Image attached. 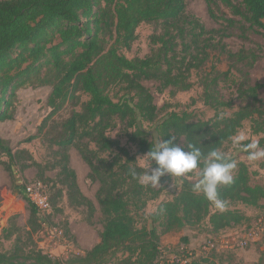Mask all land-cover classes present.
I'll list each match as a JSON object with an SVG mask.
<instances>
[{
    "label": "trees",
    "instance_id": "trees-1",
    "mask_svg": "<svg viewBox=\"0 0 264 264\" xmlns=\"http://www.w3.org/2000/svg\"><path fill=\"white\" fill-rule=\"evenodd\" d=\"M205 1L210 17L222 28L206 29L195 15L185 12L186 0H0V122L13 118L16 93L25 86L51 87L49 117L66 103L78 101L80 93L88 96L80 109H73L62 122L61 134L54 141L60 147L59 160L42 165L31 159L21 164V169L35 166L42 178L45 169L58 167L57 178L66 188L69 204L85 206L93 214L95 205L80 190L69 165L67 149L75 146L89 167L88 178L98 182L95 197L103 219L99 241L84 254L62 258L40 248L24 251L15 245L11 251L0 252V264H200L202 257L185 263L164 259L161 236L201 222H206L210 234L217 235L249 219L238 208L211 210L212 202L193 192L183 177H178L184 183L171 199L146 213L147 202L156 198L161 185L171 178L165 175L155 188L130 174L131 169L138 174L147 170L137 163L136 155H145L157 139L174 137L181 146L194 144L207 153L221 149L245 120L252 122L253 134H264V102L259 98L264 81L250 86L241 82L237 97L246 103L233 109V101L225 100L218 89L229 69L219 72L214 65L199 79L204 103L214 110L211 117L195 119L192 112L170 111L157 118L158 108L143 80L156 81L159 92L168 88L171 93L185 91L193 86L191 71L205 66L214 50L232 63L252 65L258 58L252 50L231 51L224 38L231 35V29H238L241 38L253 30L264 39V0ZM143 22L160 26L161 32L151 35L156 48L150 55L128 58L121 49L131 47ZM117 86L124 92L113 100L110 91ZM118 125L123 126L122 134L135 147L134 153L107 134ZM24 152H13L0 136V164L12 176ZM2 155L8 157L7 163ZM233 180L230 185L218 186L225 207L232 202L262 206L264 186L250 184L246 163H239ZM23 198L29 203L28 225L37 231L41 215L25 193ZM49 199L52 205L53 198ZM63 233L69 234V229ZM181 240L188 242L186 237Z\"/></svg>",
    "mask_w": 264,
    "mask_h": 264
},
{
    "label": "rangeland",
    "instance_id": "rangeland-1",
    "mask_svg": "<svg viewBox=\"0 0 264 264\" xmlns=\"http://www.w3.org/2000/svg\"><path fill=\"white\" fill-rule=\"evenodd\" d=\"M220 9L230 15L227 8L223 5H220ZM185 12L195 15L206 29L222 28L221 23L210 17L205 0H186ZM230 31L231 35L224 38L228 49L233 52L241 48L252 50L258 54V58L252 65L243 62L232 63L227 60L225 54L214 50L211 52L209 61L205 66L191 71L190 80L193 82V86L185 91L176 90L171 93L168 88L159 92L156 81L143 80L142 83L153 95L154 103L158 108V119H161L170 111L192 112L195 119L211 117L214 114V110L204 103V90L199 79L211 70L212 65L219 72L229 69V75L219 82L218 89L223 98L233 101V109L246 103L243 98L237 97V88L241 82L245 83L246 86H250L255 82L264 81V39L253 30H248L245 38H241L238 29H231ZM160 32L161 28L158 24L141 23L136 29L137 39L128 50L122 48L121 52L128 58L150 55L153 49L156 48L151 43V35ZM211 75L214 74L212 73ZM50 90L51 87L46 85L20 88L14 99L13 118L0 122V136L9 144L12 151H25L20 154L19 163L14 165L16 172L13 173V176L7 171L5 165L0 164V252L11 251L15 245H19L24 251L40 248L49 253L51 251L54 256L66 258L69 255L84 254L100 238L103 219L95 197L98 182L91 181L88 178L89 167L75 146H70L67 149L69 165L75 170L80 190L95 205L96 210L93 214H89L85 206L76 207L69 204L66 188L59 183L57 178L58 167L45 169L42 178L37 176V168L35 166L24 170L21 169V164L29 163L31 159L42 165H51L59 160L60 154H58V151L60 147L54 141L61 134L62 122L70 115L73 109L79 110L81 104L88 99L86 94L80 93L78 101L66 103L63 108L49 117L51 108L47 105V98ZM123 92L124 90L117 86L110 91V95L113 100H117ZM259 98L264 102V88L259 91ZM230 112L231 110L227 111V113ZM251 123L250 120H245L237 133L230 141L224 143L220 150L230 159L236 161L237 167L232 171V175L237 172L239 163L244 162L250 172V184L264 186V159L249 161L248 153L233 143L235 136L244 135L245 140L242 143L258 141L260 148H264V141L261 142L264 134H253L251 132ZM122 129L123 126L118 125L108 130L107 134L113 139H118L121 144L126 145L134 153L136 149L132 144L126 142ZM89 146L94 148L93 143H90ZM143 156L144 154H137L136 160L140 166L147 169L151 165L147 157ZM1 159L6 163L9 161L6 155H2ZM197 173L198 169L194 170L191 176H183L186 179L184 182L192 186L197 181ZM35 180H41L44 184L46 183L47 193L53 198V208L50 215L45 217L48 226H56L62 230L68 228L69 234L64 235L67 239L66 241L59 240V243L54 244L52 241H48V237L46 239L42 238L44 236L42 233H46L42 223L37 231H31L28 225L30 216L29 203L23 198L24 190L20 186ZM184 182L178 177H173L169 181L164 182L161 185L162 190L159 195L147 202L146 213L155 211L161 201L171 199L180 190ZM159 186L160 184L154 187L158 188ZM260 203L262 204L261 207H253L240 202H232L225 207L238 208L249 215V219L236 226V230L231 233L212 235L207 230L206 222H201L197 226H187L180 231L162 235L160 244L161 249H163L164 259H172L175 255L189 250L196 253V258L202 257L200 264H264V240L262 238L251 241L244 247L237 245V241L244 235L247 228L264 213V200H261ZM211 210L220 209L216 208L212 203ZM40 219L43 221L42 217ZM147 225H150L149 222ZM183 237H186L188 242L184 243L181 240ZM212 237L219 241V246L207 256L200 255L199 248L201 243Z\"/></svg>",
    "mask_w": 264,
    "mask_h": 264
},
{
    "label": "clouds",
    "instance_id": "clouds-1",
    "mask_svg": "<svg viewBox=\"0 0 264 264\" xmlns=\"http://www.w3.org/2000/svg\"><path fill=\"white\" fill-rule=\"evenodd\" d=\"M244 140V135H237L233 143L248 153L249 161L264 159V148H260L258 141L242 143ZM143 157H147L151 166L139 174L135 169L130 170L132 177L138 179L140 183L156 186L161 184V178L165 175L172 179L183 177L198 169V178L192 185V191L202 193L216 208L220 210L225 208V202L218 195V186L230 185L234 182L232 171L237 164L220 149L214 148L204 153L194 144L181 146L175 143L174 137H171L168 140L157 139Z\"/></svg>",
    "mask_w": 264,
    "mask_h": 264
},
{
    "label": "built area",
    "instance_id": "built-area-1",
    "mask_svg": "<svg viewBox=\"0 0 264 264\" xmlns=\"http://www.w3.org/2000/svg\"><path fill=\"white\" fill-rule=\"evenodd\" d=\"M24 192L28 197L29 201L38 209L43 221L41 220L42 227L44 226L46 233H42V238H47L49 242L54 244L59 243V240L66 241L63 230L56 226H48L45 217L50 215L52 210V205L49 199V194L46 190V185L40 181H29L24 185ZM264 237V214L260 215L256 221L251 224L245 231L244 235L237 241V245L244 247L251 241H255L258 238ZM219 246V241L216 238L206 240L202 245H200L199 253L200 255H207L211 250L216 249ZM163 252V249H161ZM49 253L48 251H45ZM51 251H50V253ZM196 253L194 251L185 250L182 253L175 255L172 259H166L169 262L175 261L180 263H185L189 261L192 257H195Z\"/></svg>",
    "mask_w": 264,
    "mask_h": 264
},
{
    "label": "crops",
    "instance_id": "crops-1",
    "mask_svg": "<svg viewBox=\"0 0 264 264\" xmlns=\"http://www.w3.org/2000/svg\"><path fill=\"white\" fill-rule=\"evenodd\" d=\"M236 230V227H233V228H228V229H225V230H222L219 232L220 233H231V232H234Z\"/></svg>",
    "mask_w": 264,
    "mask_h": 264
},
{
    "label": "bare ground",
    "instance_id": "bare-ground-1",
    "mask_svg": "<svg viewBox=\"0 0 264 264\" xmlns=\"http://www.w3.org/2000/svg\"><path fill=\"white\" fill-rule=\"evenodd\" d=\"M24 186V185H23ZM25 193V192H24Z\"/></svg>",
    "mask_w": 264,
    "mask_h": 264
}]
</instances>
